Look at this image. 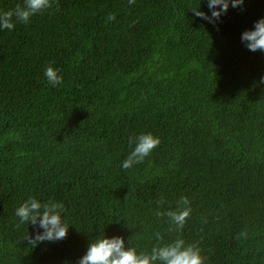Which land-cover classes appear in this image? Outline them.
Instances as JSON below:
<instances>
[{
  "label": "trees",
  "instance_id": "obj_1",
  "mask_svg": "<svg viewBox=\"0 0 264 264\" xmlns=\"http://www.w3.org/2000/svg\"><path fill=\"white\" fill-rule=\"evenodd\" d=\"M199 7L52 0L0 30V264H78L105 233L143 252L180 236L205 264H264V51L241 40L264 0L214 23ZM49 64L63 85L49 84ZM148 132L160 144L124 169ZM31 197L63 203L65 239L28 243L37 226L16 209ZM181 197L191 213L176 231L166 213Z\"/></svg>",
  "mask_w": 264,
  "mask_h": 264
},
{
  "label": "clouds",
  "instance_id": "obj_2",
  "mask_svg": "<svg viewBox=\"0 0 264 264\" xmlns=\"http://www.w3.org/2000/svg\"><path fill=\"white\" fill-rule=\"evenodd\" d=\"M135 0H129L134 3ZM245 0H207L210 11H203L201 7L193 10L197 17L214 23L230 8L240 7ZM52 7V0H23L14 9L0 10V30H14L16 21L28 23L30 19L39 13ZM115 19L114 15L108 17ZM241 40L249 51H264V18L256 21L254 28L246 30L241 35ZM49 84L53 87L61 86L64 77L61 69L49 64L44 71ZM135 147L122 162V167L128 169L140 164L160 144V139L151 132L142 133L133 140ZM163 200L160 201L163 204ZM65 207L62 202L48 201L42 203L35 197L27 199L16 209V216L20 223H31L37 226L34 237H28V243L35 247L43 242H54L65 239L70 226L64 216ZM190 201L187 197H181L177 206L169 209L166 215L174 230L183 229L187 218L190 216ZM42 229V231L40 230ZM158 241L163 237L156 233ZM131 245V241L128 242ZM78 264H205V258L197 244L188 243L177 236L176 239L154 246L150 252L138 251L136 247L126 246L125 238L121 235L108 236L106 233L91 240L86 253L79 259Z\"/></svg>",
  "mask_w": 264,
  "mask_h": 264
}]
</instances>
